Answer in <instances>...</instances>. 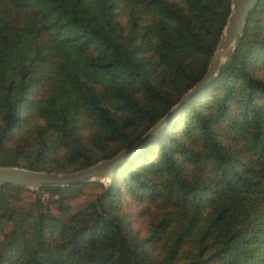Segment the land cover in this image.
I'll list each match as a JSON object with an SVG mask.
<instances>
[{
  "label": "trees",
  "instance_id": "obj_1",
  "mask_svg": "<svg viewBox=\"0 0 264 264\" xmlns=\"http://www.w3.org/2000/svg\"><path fill=\"white\" fill-rule=\"evenodd\" d=\"M229 13L230 0H0V166L69 172L131 147L203 77ZM88 183L0 184V264H264V0L215 80L61 221ZM123 192L144 205L142 237Z\"/></svg>",
  "mask_w": 264,
  "mask_h": 264
},
{
  "label": "water",
  "instance_id": "obj_2",
  "mask_svg": "<svg viewBox=\"0 0 264 264\" xmlns=\"http://www.w3.org/2000/svg\"><path fill=\"white\" fill-rule=\"evenodd\" d=\"M257 1H230V13L203 77L185 92L170 111L149 128L131 147L123 148L114 156L100 160L91 166L69 172L33 170L20 166H0V184H9L24 187L29 190H37L45 185L69 186L81 182L99 180L108 187L114 178L115 171L124 162L132 158L148 141L169 127L181 114L186 105L215 80L229 51L242 34L248 17L255 8Z\"/></svg>",
  "mask_w": 264,
  "mask_h": 264
},
{
  "label": "rangeland",
  "instance_id": "obj_3",
  "mask_svg": "<svg viewBox=\"0 0 264 264\" xmlns=\"http://www.w3.org/2000/svg\"><path fill=\"white\" fill-rule=\"evenodd\" d=\"M231 1V0H230ZM236 44V43H235ZM235 45L233 48L229 51L226 60L224 64L229 60L230 55L234 51ZM92 129L91 126H87L86 130ZM89 133V132H87ZM3 158H10L7 154H3ZM22 163V162H21ZM90 182H95V183H88L84 187L77 189L75 192L68 191L66 192L67 195L72 197L69 198V204H70V210L68 212H64L61 215H59L57 211V204L51 203L49 206V209L51 212H53L56 215H59V218L61 221H68L70 218L71 214L77 213L80 209H83V207L87 206V204L92 201L97 194L101 192V186L99 183H102L99 180H94ZM99 182V183H97ZM103 184V183H102ZM104 185V184H103ZM105 186V185H104ZM123 190L127 189L125 186H122ZM129 193V192H128ZM129 194H132L131 192ZM34 193L31 191H22L19 194L20 200H18L17 203H21L24 206H28L31 202L34 200ZM43 199H46L48 196L44 195L42 196ZM122 198H123V204H124V209L125 212L128 214L130 220H131V226L133 228V232L137 234L138 236L142 237L147 233L146 227V222L140 217H138V212L140 209L143 208V204H139L138 201L135 199L133 195H128L127 193H122ZM147 205V203H145ZM150 208L152 211H154L153 206L150 205ZM10 229V224L6 225L5 231H8ZM162 248V246H160ZM154 256L156 255V252H154Z\"/></svg>",
  "mask_w": 264,
  "mask_h": 264
}]
</instances>
